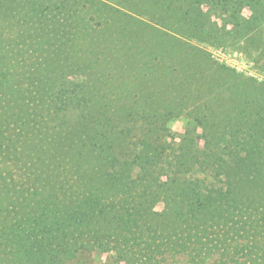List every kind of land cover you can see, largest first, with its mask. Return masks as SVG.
Returning <instances> with one entry per match:
<instances>
[{"label":"trees","instance_id":"obj_1","mask_svg":"<svg viewBox=\"0 0 264 264\" xmlns=\"http://www.w3.org/2000/svg\"><path fill=\"white\" fill-rule=\"evenodd\" d=\"M234 2L0 0V264H264V82L208 81L186 41ZM150 89L199 101V148L155 132Z\"/></svg>","mask_w":264,"mask_h":264},{"label":"rangeland","instance_id":"obj_2","mask_svg":"<svg viewBox=\"0 0 264 264\" xmlns=\"http://www.w3.org/2000/svg\"><path fill=\"white\" fill-rule=\"evenodd\" d=\"M208 6L207 4L201 7L204 11L211 12V21L215 22L222 31L223 38L218 41L186 39L205 55L206 63L210 66L208 81L214 82L226 74L227 76L235 74L255 83L264 82V0H236L226 11L221 9V6L207 9ZM169 57L176 60L174 57ZM169 57L160 58L159 64L168 60ZM211 92L206 95V98L213 101L216 97L215 88ZM145 95L148 99L143 97ZM164 96L165 93L158 95L150 89L136 96V101L140 102L142 107L136 106L140 111L145 110L149 115L148 118L155 121V132L160 134L162 140L169 145L177 146L181 140L194 139L199 148L203 142L199 137L201 129L194 120L198 116L199 101L193 98L188 100L186 96L183 99L176 93L168 92L166 97ZM162 97L165 98L164 101L158 104V99L161 100ZM181 101L184 108L180 105ZM74 117V113L68 114L72 122ZM161 205L162 203H158L157 208ZM215 258L217 257L214 255L207 264H216ZM175 261L182 264L184 257L170 259L167 253H164L156 256L154 260L151 258L149 264H175ZM65 264H125V262L119 261L115 253L111 251L103 252L93 249L82 251Z\"/></svg>","mask_w":264,"mask_h":264}]
</instances>
